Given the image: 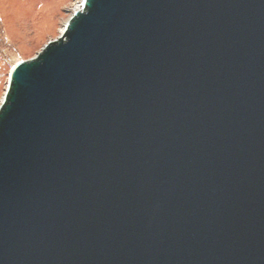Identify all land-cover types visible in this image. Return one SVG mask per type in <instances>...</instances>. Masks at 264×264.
Listing matches in <instances>:
<instances>
[{
  "label": "water",
  "instance_id": "water-1",
  "mask_svg": "<svg viewBox=\"0 0 264 264\" xmlns=\"http://www.w3.org/2000/svg\"><path fill=\"white\" fill-rule=\"evenodd\" d=\"M0 264H264V0H83L17 62Z\"/></svg>",
  "mask_w": 264,
  "mask_h": 264
},
{
  "label": "rangeland",
  "instance_id": "rangeland-1",
  "mask_svg": "<svg viewBox=\"0 0 264 264\" xmlns=\"http://www.w3.org/2000/svg\"><path fill=\"white\" fill-rule=\"evenodd\" d=\"M7 47H0V104L11 68L19 61L35 57L43 47L65 30L83 0H11Z\"/></svg>",
  "mask_w": 264,
  "mask_h": 264
},
{
  "label": "trees",
  "instance_id": "trees-1",
  "mask_svg": "<svg viewBox=\"0 0 264 264\" xmlns=\"http://www.w3.org/2000/svg\"><path fill=\"white\" fill-rule=\"evenodd\" d=\"M19 1V0H15ZM13 4L16 8V5L11 2V0H0V47H7V42L5 40L9 36V29L11 18L9 17L12 12H9V5ZM8 40V39H7Z\"/></svg>",
  "mask_w": 264,
  "mask_h": 264
}]
</instances>
